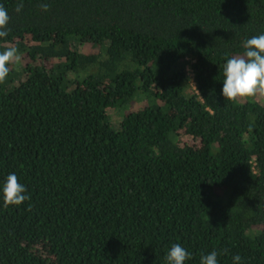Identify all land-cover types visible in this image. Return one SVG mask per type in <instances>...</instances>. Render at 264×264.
I'll return each instance as SVG.
<instances>
[{"label":"trees","instance_id":"1","mask_svg":"<svg viewBox=\"0 0 264 264\" xmlns=\"http://www.w3.org/2000/svg\"><path fill=\"white\" fill-rule=\"evenodd\" d=\"M0 6V52L18 56L0 82V183L15 173L29 197L0 201V264H166L173 243L185 264H264V104L220 95L264 0Z\"/></svg>","mask_w":264,"mask_h":264},{"label":"clouds","instance_id":"2","mask_svg":"<svg viewBox=\"0 0 264 264\" xmlns=\"http://www.w3.org/2000/svg\"><path fill=\"white\" fill-rule=\"evenodd\" d=\"M22 3L16 8L19 12ZM43 11H47L48 4L40 5ZM9 15L7 10L0 6V38L7 36V24ZM243 55L232 56L223 64V80L220 95L223 99L234 101L238 98L253 97L256 94H264V33L253 36L243 43ZM18 58L17 49L9 47L0 52V82H4L9 73L8 65ZM26 187L18 182L15 173H9L0 183V201L5 207L9 205L19 206L28 199ZM218 253L211 251L202 254L199 264H218ZM192 258L180 244L173 243L168 249L164 259L166 264H185ZM232 264H243L239 254L232 256Z\"/></svg>","mask_w":264,"mask_h":264},{"label":"rangeland","instance_id":"3","mask_svg":"<svg viewBox=\"0 0 264 264\" xmlns=\"http://www.w3.org/2000/svg\"><path fill=\"white\" fill-rule=\"evenodd\" d=\"M84 51L85 52H90V51H93L95 50L94 48H92L89 44H85L84 47H83ZM264 95V94H263ZM263 97L264 96H258V94H256L255 96L253 97H245L244 99H255L257 101H260L262 104H264V100H263ZM140 106H142L141 102H138V103H133L131 105V109L135 110L137 108H139ZM115 117V116H114Z\"/></svg>","mask_w":264,"mask_h":264}]
</instances>
